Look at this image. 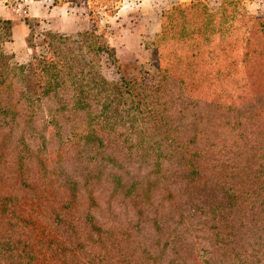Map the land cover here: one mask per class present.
Here are the masks:
<instances>
[{"label":"trees","instance_id":"trees-1","mask_svg":"<svg viewBox=\"0 0 264 264\" xmlns=\"http://www.w3.org/2000/svg\"><path fill=\"white\" fill-rule=\"evenodd\" d=\"M65 1L52 0L54 6ZM121 1L90 0L91 30L74 38L46 32L45 56L25 64L4 53L2 37L12 39V22L0 17V253L6 255L0 264H31L19 230L36 220L24 221L22 206L50 207L54 186L71 189L74 197L76 173L83 184L108 176L115 192L147 200L151 181L193 183L188 189L203 192L205 203L211 193L218 200L206 210L208 255L264 264V226L257 229L253 214L262 210L264 219V163L237 129L252 117H241V105L264 95L251 82L264 71V21L237 0H222L218 10L190 0L164 11L155 40L158 83L142 92L98 27L97 7L111 16ZM104 54L115 65L116 82L99 69ZM130 162L136 163L133 174ZM148 165L146 174L141 170ZM3 233L8 238L1 239Z\"/></svg>","mask_w":264,"mask_h":264},{"label":"rangeland","instance_id":"rangeland-1","mask_svg":"<svg viewBox=\"0 0 264 264\" xmlns=\"http://www.w3.org/2000/svg\"><path fill=\"white\" fill-rule=\"evenodd\" d=\"M189 1L122 0L111 16L104 12V5L97 7L98 27L106 32L107 42L114 49L115 57L123 64L125 76L137 80L142 92L158 83L155 40L162 24L161 14L175 5ZM204 1L209 9L218 10L222 0ZM236 2L239 8L244 7L248 14L264 21V0ZM90 4V0H66L63 6H54L52 0H0V5L13 19L25 21L29 28L27 36L23 37L19 22L1 17L12 22V39L8 41L6 37H2L6 40L2 44L4 53L11 59L15 55L21 61L18 64L41 60L46 54L45 46H40L46 32L64 36L59 32L60 27L69 32L68 29L73 28L74 22L81 20L89 22L90 26L80 32L91 30ZM33 5H37V13H34L39 15L37 18H31ZM63 7L64 10L58 9ZM43 8H57L54 13L57 18L53 25L40 17ZM66 11L71 13L69 20L65 16ZM29 26L33 28L32 32ZM77 34L64 37L74 38ZM27 40H30L33 49L29 48ZM139 46L146 54L135 52ZM99 69L108 81L118 80L115 65L108 55L101 57ZM251 82L258 86L259 92H264V71L252 78ZM239 110L242 118L248 115L253 118L242 122L245 128L237 127L239 136L245 144L252 145L253 152L259 157L258 162L264 163V95L251 104L241 105ZM157 137L159 136L152 138ZM129 164L132 165L130 172L133 174L136 163ZM150 167L148 165L141 171H146L147 174ZM74 176L79 184L74 197L70 196L73 193L71 189L54 186L48 203L50 207L34 206V203L22 206L26 209L24 213L28 214H24V221H29L32 217L36 220L26 223L28 228L23 226L19 230L22 235L21 246L26 243V253L30 254L31 251V264H242L241 258L221 260L220 257L207 253L213 247L208 243L211 233L206 215L207 205L218 201L213 193L212 202L205 203L203 192L188 189L189 186L193 188V183L187 186L186 183L181 185L178 180L164 179L156 184L151 181L154 188L147 200L135 193L124 196L121 192H115L108 176L89 179L86 184L82 183L84 177L80 173ZM53 180L56 182V178ZM166 180L170 181L169 190L164 191L162 183ZM36 183L39 189L37 195L42 197L40 183ZM178 187L183 189L178 191ZM11 188L9 185L8 189ZM17 193L19 200L23 195ZM29 197L32 198V194L26 198ZM243 204L240 203L238 209H242ZM198 205L202 207L203 213H200L199 208L195 211ZM137 209L141 210L139 218ZM253 214L258 218L257 229H262V210L260 215ZM88 215L93 217V223L88 222ZM1 236L4 237L1 239H6V236L8 238L4 233ZM13 237L17 235L13 234ZM238 241L239 238L234 241L235 249L241 245ZM28 243L30 246L26 248ZM194 249L197 254L193 253ZM0 256L6 257L5 253H0Z\"/></svg>","mask_w":264,"mask_h":264},{"label":"crops","instance_id":"crops-1","mask_svg":"<svg viewBox=\"0 0 264 264\" xmlns=\"http://www.w3.org/2000/svg\"><path fill=\"white\" fill-rule=\"evenodd\" d=\"M36 6L37 5H33V7H31V8H33V14L31 15V18H37V16L39 17V15H34V13H37V8H36ZM35 8V9H34ZM55 9H57V8H55ZM54 8H51V9H48V10H46V8H43V9H41V11H40V17L41 18H45V19H47L48 20V22H49V24L50 25H53L54 24V21H55V19L57 18V17H55V12H56V10H55ZM58 9H65L64 7L63 8H58ZM66 14H65V16H66V18H67V20H69L70 19V17H69V15L71 14L70 12H68L67 13V11L65 12ZM0 17H2V18H6V19H10L12 22H19L20 24H19V28H21L22 29V34H23V37H25V36H27V33L29 32V28H28V26H27V24L25 23V21H22V20H18V21H16L17 19L16 18H12L7 12H6V10H5V8L3 7V6H1L0 5ZM89 26H90V24H89V22H87V21H84V20H81V21H75L74 22V25H73V28H71V29H68L69 30V32H66V30H63V29H61V27H60V29H59V32L60 33H62V34H64V36H73V35H75V34H77V33H79L80 31H82V30H86V29H88L89 28ZM123 51H125V49H123ZM135 52H137L138 54H146L141 48H140V46H139V48L138 49H136L135 50ZM12 60L15 62V63H21V61H18L17 60V58H16V56L15 55H13V58H12Z\"/></svg>","mask_w":264,"mask_h":264}]
</instances>
